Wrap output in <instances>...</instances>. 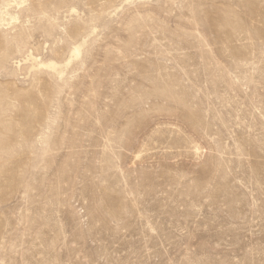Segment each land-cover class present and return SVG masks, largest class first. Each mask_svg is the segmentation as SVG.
Returning <instances> with one entry per match:
<instances>
[{
  "label": "rangeland",
  "instance_id": "1",
  "mask_svg": "<svg viewBox=\"0 0 264 264\" xmlns=\"http://www.w3.org/2000/svg\"><path fill=\"white\" fill-rule=\"evenodd\" d=\"M0 264H264V0H0Z\"/></svg>",
  "mask_w": 264,
  "mask_h": 264
}]
</instances>
